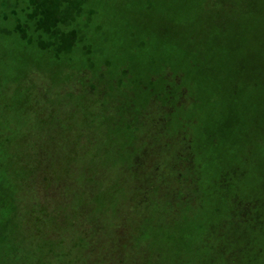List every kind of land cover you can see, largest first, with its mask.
<instances>
[{
  "label": "rangeland",
  "instance_id": "obj_1",
  "mask_svg": "<svg viewBox=\"0 0 264 264\" xmlns=\"http://www.w3.org/2000/svg\"><path fill=\"white\" fill-rule=\"evenodd\" d=\"M33 9L29 0H0V195L7 203L17 195L32 196L22 187L21 166L7 155L14 151L12 139L29 132L44 135V126L34 119L43 117L44 105L32 98L27 110L25 86L33 82L37 89L31 94L36 96L38 90L43 93L44 82L51 83L48 76L71 67L65 73L73 77L87 69V81L77 82L89 85L93 98L99 99L88 116L108 109L117 120L101 128L97 120L87 123L80 119L84 113L74 109L65 113L62 107L56 116H47L50 131L80 130L93 138V144L87 146L86 140L81 147L80 155L90 149L86 160L79 161L73 151L75 169L69 179L76 182L81 172L88 176L98 168L104 182L99 194L113 188L118 170L112 169L115 161L106 146L110 139L103 132L122 146L125 141L121 143L119 136L126 133V123L130 130L145 125L137 148H155L162 140L150 133L151 121L159 115L165 121L163 129L174 135L177 114L186 120L181 133L190 134L191 161L202 175L205 196L200 205L192 206L195 218L187 221L163 207L159 192L145 193V200L137 203L128 171L123 189L109 190L110 201L99 197L92 206L102 226L99 235H106V242L122 233L132 240L121 264H264V0H54L48 9L64 20L60 31L71 29L67 41L49 37L42 26L35 30L29 20ZM101 75L113 78L106 81ZM115 85L126 89L119 97L127 110L123 115L105 93L115 91ZM165 85L172 92L186 90L180 105L174 106V97L169 112L157 109ZM55 91L57 100L68 104L77 89L72 82H63ZM140 99L149 100L139 106ZM4 137L11 142H3ZM165 153L177 156L173 150ZM142 155L147 163L149 155ZM38 175V180L44 177ZM160 179L161 173L154 180ZM35 191L44 197L43 188ZM70 202L71 207L78 206L76 194ZM23 205L15 201L14 210L7 204L0 208V264H48L44 240L21 238L22 228L16 230L17 215L26 211ZM101 205L103 211L96 214ZM7 210H12L10 223L3 216ZM81 223L78 219L61 231L65 247L76 244L71 255L61 254L64 264H74L73 256L79 259L76 264H85V254L77 247ZM112 225H117L114 235L108 230Z\"/></svg>",
  "mask_w": 264,
  "mask_h": 264
},
{
  "label": "trees",
  "instance_id": "obj_2",
  "mask_svg": "<svg viewBox=\"0 0 264 264\" xmlns=\"http://www.w3.org/2000/svg\"><path fill=\"white\" fill-rule=\"evenodd\" d=\"M53 1L54 0H29L30 8L31 6L34 8L31 19L29 17V20L35 30L39 31L40 26H42L49 37L67 41L68 37L72 34L71 29L67 28L65 32L60 31L65 22L63 19L56 17L51 9H48ZM11 12H13L12 9H10L9 13ZM88 63L90 67L93 64L91 62ZM97 68V70L100 71L99 67ZM66 70L70 71L72 69L71 67L63 69L56 72L52 77L48 76L46 73L51 83L47 84L44 82V86H42L43 93L42 90H38V92H35L36 96L31 94L37 89V87L34 88L33 82H29L31 87L29 83L25 86V89H27V97H25V99L29 101V105H27L26 109L28 110V106L32 103V98H34L36 102L39 98L44 105L42 108L43 117H34L35 122L41 123L40 128L44 126V135H32V132L20 134L17 138L12 139V142L15 143L13 146L14 151L12 149L11 151L13 152L9 151V153H13L16 157L9 153L7 155H11L14 162L16 161V164L21 166L24 172L21 176L22 178H20L22 187L23 189H27L28 193L31 192L32 196L27 199L25 196L19 197L17 195L16 199L11 197V203H7L4 196L0 195V208L4 209L7 204L6 207L11 206L10 208L14 210L15 201L19 202V204L24 203L23 206H25L24 210L26 211L23 216L21 214L17 215L19 224H17L16 230L19 231L18 228H22L21 238H26L28 236V238L31 239L44 240L43 244L46 247L45 254L50 261L48 264H64L60 259L61 254L63 256L71 255L76 244L65 247L63 239H66V237L63 236L61 231L63 228L72 227L78 219L81 220V224L83 225L78 229L79 236L77 237V247L79 248V252L81 251L82 254H85L86 258L89 256L87 259L85 258V264H121L123 262L122 258L124 253L126 254L127 250L130 249V242L132 240L127 239V234L125 236V234L122 233V237L111 239V242H106L107 236L99 235L102 226L97 219L98 217H95V214L92 212V206L93 204H97L99 197H106L107 201H110L111 196L108 193L109 190L115 189L116 191H121L124 186L123 175L128 171L131 172L134 181L133 189L137 203L145 200V197H143L145 193L153 192V194H155L159 192L158 195L162 196L160 203H164L163 207L174 214H180L182 219L187 221L190 218H195V214L192 213V206L199 202L201 203L203 196H205L204 189L201 185L202 175L198 173L197 166L191 161L192 153L190 149L192 148L190 134L186 133V135H184L181 133L183 129L181 127L186 126V120H183L181 116L177 114L175 117L173 116L176 128L174 130V135L170 134L171 137L168 135V129H163L164 119L160 118L158 115L151 121L153 128L151 127V129H149L150 133L153 132L162 140V143L155 148L146 147L143 149L141 146L137 148L144 132L147 131L145 125H142L143 127L141 126L139 130H130L129 124L126 123V133H121L119 136L121 143L125 141V144H122V146L113 144V136L108 131L103 132L105 137L110 139L106 146L108 151L112 153L111 158L115 161L113 162L112 169L115 168L118 170V180L113 188L111 186L106 187L107 190L99 194L100 191H103L101 190V186L104 182L100 180L98 168H93L88 176L81 172L82 178L77 179L76 182L75 180L69 179V176L72 175V170L75 169L73 166V151H77L79 161L86 160V153L90 151V149L86 148V151L80 155L81 147L85 144L86 140L88 142L86 143L87 146L93 144V138L89 134L85 135L80 130L71 132L64 129L60 133L50 131L45 125L47 116L50 117L52 114L56 116L61 107L64 108V112L74 109L78 111L79 115L84 113L85 116H81L80 119H83V121L87 123L97 120L101 128H107L116 117L112 111L108 109L100 110L102 113L97 115L88 116V114H93L92 111L95 109V105L99 104V99H97V101L93 98L92 88L89 85L85 84L81 86L77 80L84 78L83 80L87 81L89 71L84 69L81 74L78 73V75L71 77L72 73L66 74ZM100 73L102 72L100 71ZM101 76L104 77L105 75ZM105 78H107L105 79L106 81H109L113 77L108 75L105 76ZM63 82H72L75 89H77L72 97L73 100L68 104L57 100L59 93H56L55 88ZM113 82L115 83V81ZM115 86L117 88L114 89L115 91L110 93V90H107L105 93L109 98L114 100L116 109H120V114L123 115L122 113L125 110L123 102H119V97L122 94H126V89L118 87L117 85ZM1 89L2 87L0 86V91ZM99 91L104 92V89L99 88ZM162 92V97H157L159 101V107H157V109L164 112H169L173 109L171 105L175 96L177 100H175L174 106H178L181 104L180 99L186 94L184 88H179L178 92H172L169 86L166 85L165 90ZM75 95L78 98H76ZM148 100L149 99L141 101L140 99L139 106L145 105ZM23 107H25V105ZM149 108H151V106H149ZM125 112H127V110ZM63 118L66 120V114ZM63 125L66 126L65 123ZM85 137L87 139H85ZM0 139L2 140V136H0ZM3 142L10 143L11 140L9 141L7 137H4ZM175 145L177 147H175ZM75 147L76 149H74ZM102 148L106 149L105 147ZM149 150H152V152ZM172 150L176 152V158H169L165 153L167 151L172 152ZM163 151L164 153H160ZM143 153H147L150 157L147 163L143 160ZM160 154H162V156H159ZM92 155L94 154L92 153ZM90 160H92V157ZM18 161L21 163L18 164ZM165 161L166 164H164ZM27 164H30L31 167L27 168ZM79 167L80 170L83 171L81 162H79ZM158 172L161 173V179L154 180L156 176H159ZM39 173L44 175L40 180H38ZM141 174L143 175L140 176ZM141 177L145 179L141 180ZM66 182L68 183L66 184ZM157 182H160V185H156ZM37 187L43 188L44 197L40 192L38 193L35 191ZM164 189H166L165 192H163ZM24 193L26 192L23 191L21 194L23 195ZM74 194L77 195L79 204L78 206L73 205L71 207L70 198L74 197ZM166 194L169 197H167V200L164 199ZM76 207H78V209H76ZM102 211L103 207L101 205L98 206L94 212L98 214ZM10 213H12V210L3 212L4 218H9L6 223L12 221ZM116 226L117 225H112L113 228H108V230L110 229V234L113 233L114 235ZM223 234V231L219 232V241L222 240ZM44 245L42 247L43 254ZM57 246H59V250ZM61 246H63V253L60 252ZM11 249V254H14L15 249ZM72 259L74 264L79 261L77 256H73ZM130 264L133 263L131 262Z\"/></svg>",
  "mask_w": 264,
  "mask_h": 264
}]
</instances>
